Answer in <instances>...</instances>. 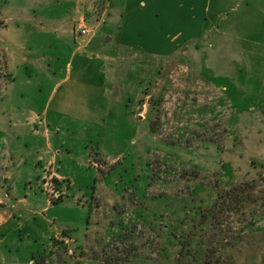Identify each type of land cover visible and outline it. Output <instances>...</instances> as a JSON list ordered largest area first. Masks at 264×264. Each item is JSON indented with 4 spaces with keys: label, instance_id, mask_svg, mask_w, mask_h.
Here are the masks:
<instances>
[{
    "label": "rangeland",
    "instance_id": "rangeland-1",
    "mask_svg": "<svg viewBox=\"0 0 264 264\" xmlns=\"http://www.w3.org/2000/svg\"><path fill=\"white\" fill-rule=\"evenodd\" d=\"M82 3V26L106 19L107 0ZM47 5L0 0V264H31L62 231L71 238L66 264H264L257 6L234 1L236 10L220 11L227 30L202 32L166 57L107 46L100 56L121 60L117 73L94 70V84L84 80L73 95L88 107L58 106L72 125L59 129L26 111L45 104L73 50L64 43L71 32L41 28ZM25 118L29 126H19ZM48 152L81 170L63 177L59 162L42 166Z\"/></svg>",
    "mask_w": 264,
    "mask_h": 264
},
{
    "label": "crops",
    "instance_id": "crops-1",
    "mask_svg": "<svg viewBox=\"0 0 264 264\" xmlns=\"http://www.w3.org/2000/svg\"><path fill=\"white\" fill-rule=\"evenodd\" d=\"M234 1L241 2L240 8L243 7V4L246 6L249 4L256 5L258 8L257 14L264 15V0H107L106 19L99 18L93 24L90 23V26L85 24L94 32L87 43L84 41L86 45L82 46L81 44L80 46L78 40L83 37L78 35V30L83 23V0H42L46 5L48 3V10L38 16V19H40L39 24L42 25L41 28L47 31L71 32L70 39H67L68 41L64 43L65 45H72L73 50L65 64L66 68L60 75V82L51 90L45 104L39 109L30 108L26 111L30 113L29 115L32 118H34L33 116L38 118V123L43 126L50 124L57 128L59 126V129H61L63 124L64 128H71L72 125L67 123L66 118L59 117L57 114L58 106L74 110L77 107H86L87 105L84 103L76 104L73 97L77 93L78 87L83 85V81L87 80L94 84L92 81L94 70L98 74L100 69L102 71L104 69L106 77L111 72L112 74L117 73L121 60L110 56L101 58L100 55H103L101 51L104 48L109 46L122 51L139 49L147 54L151 53L153 57H166L174 49L195 43L196 38L200 37L202 32L227 30V27H223L225 26L222 18L223 14L220 11L226 9V7H230L231 11L236 10L232 6ZM35 10L36 8H28L24 12L29 13L30 20H36ZM24 12L18 13V18L22 19L24 16L26 18ZM32 12H34L33 15ZM25 18L23 23L31 24L29 19L26 20ZM106 36L109 37L108 42L103 43ZM91 46L94 50L90 52ZM257 46L264 48V45ZM82 92L84 95L88 94V91ZM101 96L104 97L103 94ZM80 99L83 98L80 96ZM105 101L107 103L106 99ZM110 102L112 103L111 100ZM26 119L19 126L28 127L30 123H26ZM33 121L36 122L35 119ZM45 146L47 148L49 145ZM47 154L44 156L39 155L36 161H41L42 166L50 165L53 161L59 162V173L63 177L76 175L81 170L78 163L68 164L69 159L63 155H54L50 152ZM34 164L35 159L31 162L28 158L25 159L24 166L30 167L31 170ZM95 196L93 197L94 202L96 201ZM151 200L154 199L149 201ZM99 209L100 204L89 203V212L94 215L93 221L98 226L101 223ZM10 220L9 217H6L5 223ZM128 223H131L130 220ZM1 227L0 235H3L1 234ZM129 228L125 230L128 234H131L132 230L135 229H131V226ZM57 233L51 236L57 237ZM1 264H5V261L3 260Z\"/></svg>",
    "mask_w": 264,
    "mask_h": 264
},
{
    "label": "trees",
    "instance_id": "trees-1",
    "mask_svg": "<svg viewBox=\"0 0 264 264\" xmlns=\"http://www.w3.org/2000/svg\"><path fill=\"white\" fill-rule=\"evenodd\" d=\"M60 240H52L50 249L38 250L32 253L31 264H66L68 259L73 258L69 255V247L65 239H71L66 231H62ZM82 258L81 255H79ZM74 264H81L80 261Z\"/></svg>",
    "mask_w": 264,
    "mask_h": 264
},
{
    "label": "built area",
    "instance_id": "built-area-1",
    "mask_svg": "<svg viewBox=\"0 0 264 264\" xmlns=\"http://www.w3.org/2000/svg\"><path fill=\"white\" fill-rule=\"evenodd\" d=\"M93 32H94L93 29L88 28L86 26H81L78 30V35L80 37H88V38L90 37L91 38V36L93 35Z\"/></svg>",
    "mask_w": 264,
    "mask_h": 264
}]
</instances>
